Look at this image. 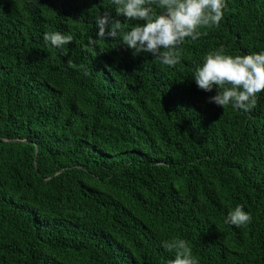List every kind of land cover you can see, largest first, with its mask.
Masks as SVG:
<instances>
[{"label": "trees", "instance_id": "16d2710c", "mask_svg": "<svg viewBox=\"0 0 264 264\" xmlns=\"http://www.w3.org/2000/svg\"><path fill=\"white\" fill-rule=\"evenodd\" d=\"M226 3L169 67L98 39L106 11L136 23L111 0H0V264H169L173 238L199 264H264V92L223 109L192 77L221 46L264 51V0Z\"/></svg>", "mask_w": 264, "mask_h": 264}, {"label": "clouds", "instance_id": "9594fccd", "mask_svg": "<svg viewBox=\"0 0 264 264\" xmlns=\"http://www.w3.org/2000/svg\"><path fill=\"white\" fill-rule=\"evenodd\" d=\"M117 15L136 23L127 25L113 18L110 11L95 18L99 40L121 38L134 50L133 55L151 54L161 64L175 67L181 63L182 46L187 40L195 41L206 35L202 29L219 27L227 8L226 0H111ZM159 9L160 11H157ZM51 47L64 49L73 42V36L59 31L46 32L43 37ZM90 43L93 47L95 40ZM68 66L76 65L69 60ZM197 87L205 92L217 89L209 98L223 109L251 112L264 92V51L246 55H230L223 46L210 51L193 71ZM252 222V216L242 205L231 209L225 223L243 227ZM163 248L173 253L169 264H199L194 258L190 243L182 238L162 242Z\"/></svg>", "mask_w": 264, "mask_h": 264}]
</instances>
